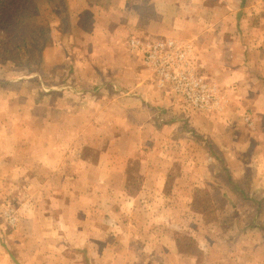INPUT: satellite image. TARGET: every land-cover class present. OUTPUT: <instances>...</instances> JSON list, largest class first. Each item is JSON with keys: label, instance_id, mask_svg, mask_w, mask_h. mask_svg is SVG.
Here are the masks:
<instances>
[{"label": "crops", "instance_id": "1", "mask_svg": "<svg viewBox=\"0 0 264 264\" xmlns=\"http://www.w3.org/2000/svg\"><path fill=\"white\" fill-rule=\"evenodd\" d=\"M36 1L59 38L44 93H0V264H264V0Z\"/></svg>", "mask_w": 264, "mask_h": 264}, {"label": "rangeland", "instance_id": "2", "mask_svg": "<svg viewBox=\"0 0 264 264\" xmlns=\"http://www.w3.org/2000/svg\"><path fill=\"white\" fill-rule=\"evenodd\" d=\"M41 3L42 1H40V5ZM41 10H44L42 5ZM47 11L48 10H45L44 14L41 16V19H38H44L42 20V23L46 22L47 25H39L44 28L46 38L49 39V41H54L56 37H59L58 34H51L52 27L50 26L54 21H52V17H50V14V16H47ZM46 18H48L49 20ZM38 20L32 22L31 24L25 21L22 25L12 27L6 32L0 34V93H44V91H46V85L48 83L44 82V85L38 84L36 79V76H41V73H44V66L42 68L39 66L37 67V69L34 68L36 70L32 74L18 76L19 70L15 65L19 57L17 53V47L22 44L24 38L30 36L32 29L34 30L39 27V25L37 24ZM63 36H65L64 33L60 37ZM40 66H42V64ZM56 69L57 68H50L49 72L51 75L50 79H52L51 82L53 81V75L56 76L57 72L64 70L63 68L57 70ZM63 73L64 72L62 71L59 74L62 76ZM21 79L26 80L21 81ZM2 211L4 212L3 208L0 207V218L3 215Z\"/></svg>", "mask_w": 264, "mask_h": 264}, {"label": "trees", "instance_id": "3", "mask_svg": "<svg viewBox=\"0 0 264 264\" xmlns=\"http://www.w3.org/2000/svg\"><path fill=\"white\" fill-rule=\"evenodd\" d=\"M39 6L36 0H0V34L12 27L22 25L25 21L38 20ZM47 38L42 26L32 29L30 36L24 38L22 44L17 47L18 59L16 67L18 76L32 74L42 64V53ZM36 68V69H34Z\"/></svg>", "mask_w": 264, "mask_h": 264}, {"label": "built area", "instance_id": "4", "mask_svg": "<svg viewBox=\"0 0 264 264\" xmlns=\"http://www.w3.org/2000/svg\"><path fill=\"white\" fill-rule=\"evenodd\" d=\"M162 50L164 51L161 45L154 46L152 51L149 53L147 60L148 62L154 63V65L159 68L160 73L169 79V77H171L170 74H175V69L178 67L177 61L175 62V60L169 56L165 58ZM180 79H175L177 84H182L183 82L187 83V81H184V78ZM186 87L188 88V91L185 93L187 94L189 103L193 104L194 106L205 103L206 99L196 95V93H200L198 85L191 83L187 84ZM202 88L203 87L201 86L200 90Z\"/></svg>", "mask_w": 264, "mask_h": 264}]
</instances>
